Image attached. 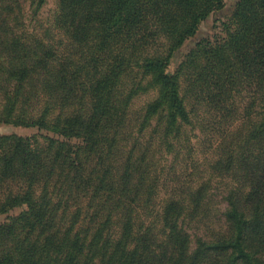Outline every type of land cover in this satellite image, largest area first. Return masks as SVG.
Segmentation results:
<instances>
[{
    "label": "trees",
    "instance_id": "16d2710c",
    "mask_svg": "<svg viewBox=\"0 0 264 264\" xmlns=\"http://www.w3.org/2000/svg\"><path fill=\"white\" fill-rule=\"evenodd\" d=\"M45 3L0 0V264H264V0L182 53L225 0Z\"/></svg>",
    "mask_w": 264,
    "mask_h": 264
},
{
    "label": "rangeland",
    "instance_id": "374dc122",
    "mask_svg": "<svg viewBox=\"0 0 264 264\" xmlns=\"http://www.w3.org/2000/svg\"><path fill=\"white\" fill-rule=\"evenodd\" d=\"M234 1L235 0H225L226 4L223 9L215 12L212 16H210L208 19L202 22L196 34L192 38L188 39L185 42V44L181 47L180 53L184 52L197 39L203 37L214 38L216 35L223 34L220 21L221 19L227 18L228 14L231 12ZM54 7H55V0H46V3L42 6L40 10L39 17L42 19L48 17L52 13ZM179 58L180 55L174 58L172 64L170 65L171 69L174 68L175 62H177ZM150 96L151 94H142L138 96L134 101L135 106L140 105L144 100H146ZM35 131L36 129L32 127L15 126L12 124H0V134L11 133V132H16L20 134H30Z\"/></svg>",
    "mask_w": 264,
    "mask_h": 264
}]
</instances>
